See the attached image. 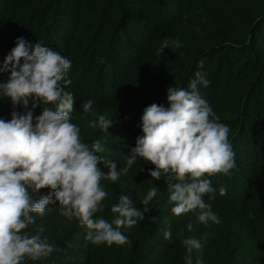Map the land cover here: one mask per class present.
I'll return each mask as SVG.
<instances>
[{
  "label": "trees",
  "instance_id": "16d2710c",
  "mask_svg": "<svg viewBox=\"0 0 264 264\" xmlns=\"http://www.w3.org/2000/svg\"><path fill=\"white\" fill-rule=\"evenodd\" d=\"M252 1L245 7L236 0H201L195 8L196 15L190 17L186 16L187 0H0V64L2 56H6L4 49L11 51L20 37H35L50 48L56 37L66 42L59 53L71 61L72 67L76 66L67 74L71 84L65 89L75 98L72 122L80 128L82 142L100 140L104 150L97 154L104 161L100 167L105 173L108 160L117 164L118 171L125 167V157L131 156L137 138L143 135L144 109L153 103L169 107L168 86L189 90L198 71L206 73L210 81L200 91L207 90L204 98L220 122L229 127L235 153V167L230 173L213 176L215 199L205 197L219 223L197 224L192 213L176 217L171 211L174 205L168 203L167 177L152 180L149 170H155V166L137 158L118 181L101 182L107 196L94 217L111 222L115 217L110 209L121 195H128L134 206L142 209L141 200L149 189L159 188L145 219L131 229H121L128 243L95 246L86 239V227L61 215L58 204L50 205L53 211L43 218L34 214L36 223L29 231L35 234L34 229L43 226L41 238L54 243L59 251L35 262L26 260L25 264H173L178 230L187 233L189 222L194 225L189 237L195 236L201 246L209 235L216 236L217 247L207 254L205 264H264V96L254 99L251 95L264 89V67L250 52L254 42H264V3ZM151 4L152 11L157 7L152 16L147 13ZM63 24L73 27L72 32L65 33L67 36L56 29L62 26L61 31H66ZM90 25L95 52L84 45L75 46L81 43V32ZM148 27L150 33L146 31ZM117 34L126 44L121 45ZM177 38L181 47L170 44L164 54L157 55L163 40ZM4 74L9 75L3 73L0 77ZM86 100L93 101L87 115L81 109ZM13 110L10 100H0V118L10 120ZM15 110L26 112L23 105ZM42 110L43 104L35 108L34 116ZM100 115L112 120L108 132L90 127ZM221 187L226 190L224 195L219 192ZM47 192L45 189L41 194ZM226 196L234 199L232 203ZM224 202L233 206V215L248 216L245 230L240 228L235 233L229 229L228 221L221 222L218 206ZM213 225H219L221 230L213 231ZM166 230L172 233L170 240L164 237ZM225 232L230 233V238L219 246ZM229 245L234 246L231 251L236 250V254L227 262L225 251Z\"/></svg>",
  "mask_w": 264,
  "mask_h": 264
},
{
  "label": "clouds",
  "instance_id": "9594fccd",
  "mask_svg": "<svg viewBox=\"0 0 264 264\" xmlns=\"http://www.w3.org/2000/svg\"><path fill=\"white\" fill-rule=\"evenodd\" d=\"M181 47L179 39L161 42L157 55L170 47ZM203 67V61L199 65ZM71 61L59 52L40 42L29 43L23 37L6 56L0 74L10 73L0 81V100L11 101V119L0 118V264H25L38 261L59 251L54 243L41 238L43 226L29 231L35 225L34 214L43 218L53 211L50 205H59L61 215L75 219L86 227V239L95 246L124 245L128 243L122 228L131 229L149 213V203L157 196L159 188L153 186L141 200L143 208L134 206L128 195H121L110 211L114 219L94 218L103 208L107 192L102 181L115 183L121 174H127L140 158L150 162L152 180L167 177L169 204L176 217L192 213L197 224L209 221L219 223L205 197L215 199L216 189L210 177L228 175L235 167V153L229 141L230 129L220 122L200 88L210 81L206 73L197 72L188 89L167 88L169 107L156 103L144 109L143 135L136 140L130 157H125V167L104 163L97 153L104 149L99 139L84 143L81 130L72 122L75 98L65 89L71 84L66 79ZM31 102V110L29 104ZM43 104L42 113L34 116L35 108ZM23 105L26 112L15 109ZM93 107L92 100L83 101L81 109L87 115ZM112 120L104 115L90 127L108 132ZM142 170V169H141ZM48 189L46 194L42 190ZM226 193L224 187L219 189ZM187 231L194 230L193 223ZM184 229L178 230L183 237ZM170 230L164 232L170 240ZM185 264H193V253L201 248L195 237H185ZM197 264H204L198 261Z\"/></svg>",
  "mask_w": 264,
  "mask_h": 264
},
{
  "label": "rangeland",
  "instance_id": "374dc122",
  "mask_svg": "<svg viewBox=\"0 0 264 264\" xmlns=\"http://www.w3.org/2000/svg\"><path fill=\"white\" fill-rule=\"evenodd\" d=\"M258 1L261 4L264 3V0H262V1L258 0ZM200 2H201V0H187V3H186V11H187V14H186V16L194 17L196 15L195 14V8H198V4ZM236 3H238V4L240 3L239 5L242 4L245 7H249V5H251L253 3V1L252 0H236ZM153 8H154V6H153V4H151V6L149 8V12H147V13H150L151 16H152V13H155L156 10H157V7L156 6H155V10L154 11H152ZM179 12H181V10ZM179 12L177 14H179ZM0 16H1V14H0ZM142 17L145 18L146 15H142ZM0 21H1V18H0ZM151 21L152 22L154 21V18L153 17H151ZM92 23H94V21ZM92 23H91V25H92ZM155 23H158V22H155ZM67 24H69V23H67ZM63 25H65V24H63ZM91 25L88 26V28L85 27L87 29H85L84 31L81 32V35H80L81 38H80V40H81V43L82 44L81 43H76L75 46H78V45L79 46L80 45L83 46L84 45V46L88 47L91 50L94 49L93 52H95L96 51V49H95V46L96 45L95 44L92 45V43L90 41L91 35L93 34L92 33V29H91ZM65 26H67V29L64 32L61 31V29H63L62 26L56 27V29L60 30V32L57 31L58 34H65V33H70V32L73 31V27L68 26V25H65ZM146 31L148 33H150V31H151L150 27H148ZM109 36L110 35L108 33L105 35L106 38H108ZM23 38L25 40H27L31 44H35L37 42V39L35 37L24 36ZM116 38L120 39L121 45L126 44L124 42V40L122 39V37H119V34H117ZM51 39L53 40V38H51ZM2 44H5V43L2 42ZM65 44H66V42L65 41H62L60 37H56V38H54V46L52 47V49H54L57 52H62L61 45H65ZM4 51L5 52H3V54L5 53L4 55H6V56L10 52L8 50V48H5ZM250 52L252 53V55L254 56V58L257 61H259L260 63L263 64V67H264V42H256V43L254 42L252 44V47L250 49ZM6 56H2V61H1L0 66H2V64H3ZM73 67L76 68V66H73ZM8 74L10 75V73H8ZM9 75L4 74L3 77H0V81L6 80L5 77L6 76H9ZM206 93H207V90L206 89H201V95H202L203 98L205 97ZM251 95H252V97L254 99H257L260 96H264V89H262V90H256ZM263 101H264V98H263ZM220 177H222V175ZM209 179L211 180L212 183H215L216 182L213 177H210ZM220 180H221V178L219 180H217V181H220ZM224 198L228 202H231V200H234L233 198H231V197L228 198L227 196L224 197ZM215 206H218V205H215ZM220 206H218L219 207V212H222V215L221 216L223 217V220L221 222L228 221L229 229L230 230H232L233 232L237 233V232H239L240 228H242L244 230L246 229L248 216H245L244 214L233 215V213H232L233 206H231L228 203H225L224 202V204L223 205H220ZM212 229H213V231H216V230L220 231L221 230V228L219 227V225H213L212 226ZM185 237H189V232H187V233L186 232H183V237L179 236L178 237L179 239L173 245V252L171 250V252L173 253L172 254L173 264H185L184 256L186 255V249H185V247L182 244V239L185 238ZM215 238H216V236L209 235L208 238H207V242L201 246V248L199 249V251H194V253H193V264H197V262L198 261H201V260L204 262V264L207 263V260H208V257H209V255L207 256V254L211 251L212 248L217 247L215 245ZM229 238H230V233L229 232H225L224 238L222 239V242L219 243V246L225 245V243L227 242V240H229ZM242 241H246V240L245 239H242ZM233 247L234 246L229 245L227 247V250L225 251V253H226L225 258H226L227 262H229L232 259H234V255L236 254V250L235 251H231ZM205 249H207V250H205ZM156 255L157 254H154L152 256V258L154 259L156 257Z\"/></svg>",
  "mask_w": 264,
  "mask_h": 264
}]
</instances>
